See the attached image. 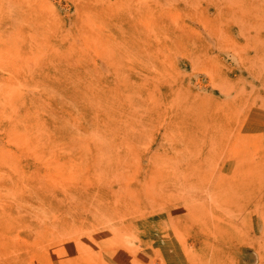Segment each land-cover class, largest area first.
<instances>
[{
	"label": "rangeland",
	"instance_id": "obj_1",
	"mask_svg": "<svg viewBox=\"0 0 264 264\" xmlns=\"http://www.w3.org/2000/svg\"><path fill=\"white\" fill-rule=\"evenodd\" d=\"M48 82L122 133L37 146ZM0 264H264V0H0Z\"/></svg>",
	"mask_w": 264,
	"mask_h": 264
},
{
	"label": "bare ground",
	"instance_id": "obj_2",
	"mask_svg": "<svg viewBox=\"0 0 264 264\" xmlns=\"http://www.w3.org/2000/svg\"><path fill=\"white\" fill-rule=\"evenodd\" d=\"M47 84L55 99L47 97L43 100L40 116L42 127L36 132L37 146L44 150L52 149L51 155L58 157V152L55 154L53 150L74 149V134H82L78 144L85 145L93 142V139L97 141L102 138L96 134L122 133V82ZM57 96L62 100H58ZM107 138H113V135ZM46 154L49 155V151ZM86 161L90 163L93 159Z\"/></svg>",
	"mask_w": 264,
	"mask_h": 264
}]
</instances>
